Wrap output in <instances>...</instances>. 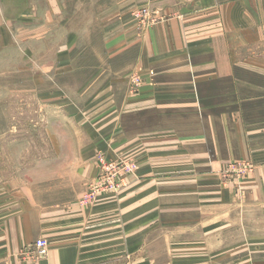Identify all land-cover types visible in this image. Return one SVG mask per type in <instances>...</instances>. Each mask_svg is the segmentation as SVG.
I'll return each mask as SVG.
<instances>
[{"label":"crops","instance_id":"1","mask_svg":"<svg viewBox=\"0 0 264 264\" xmlns=\"http://www.w3.org/2000/svg\"><path fill=\"white\" fill-rule=\"evenodd\" d=\"M37 1L49 7L51 27L74 26L72 3ZM141 5L160 20L142 33L139 49L136 35L120 28ZM34 11L27 18L35 20ZM13 15L0 0V50ZM95 19L119 32L97 38L103 74L80 91L91 96L77 106L66 99L74 124L89 132L72 134L88 141L77 147L79 173L95 175L96 151L134 155L140 169L117 197L92 207L79 206L82 192L48 204L22 187L25 206L0 216V264H264V0H113ZM74 43L66 30L54 70H70L62 61ZM122 53L130 59L117 66ZM136 68L145 83L126 96L124 81ZM96 100L99 113L79 111ZM231 161L252 164L241 197L234 183L219 182ZM39 238L49 242L48 255L22 259L21 248Z\"/></svg>","mask_w":264,"mask_h":264},{"label":"rangeland","instance_id":"2","mask_svg":"<svg viewBox=\"0 0 264 264\" xmlns=\"http://www.w3.org/2000/svg\"><path fill=\"white\" fill-rule=\"evenodd\" d=\"M65 1L72 3L68 14L74 17V26L68 29L51 27L49 7L41 6L37 0H4L5 7L17 15L11 16L15 18L3 28L9 42L0 50V216L11 208L22 209L24 203L19 195L22 187L31 200L48 204L71 201L82 192L79 206L92 207L104 197H117L127 179L140 169V162L134 155L111 158L105 152L96 151L91 159L96 166L95 175L84 179L79 173L81 157H78L77 147L88 141H76L72 134L88 130H85L86 125L74 124L78 120L71 111L76 110L65 107L66 99H73L77 106L91 96L87 90L80 91L91 81L99 84L103 74L97 60L100 56L97 38L106 31L110 36L119 31L98 28L95 19L99 10L113 0ZM33 9L37 15L35 20L27 18ZM23 11H27L26 16ZM154 12L145 5L135 7L129 13L128 22L120 28L136 35L139 49L142 33L160 20ZM19 20L24 22L21 26L17 25ZM39 20L41 38L38 39L34 32L39 33ZM85 22L91 26H86ZM23 26L25 36H20L18 41ZM66 30L72 31L75 38L73 48L68 51L70 59L62 61L70 70L56 71L51 65L53 50L60 47L58 44ZM129 59V53H122L116 64L121 66ZM143 73L141 68H136L128 74L124 81L126 96L138 94L145 83ZM153 74H150L152 82ZM109 98L113 100V94ZM98 103L96 100L90 109L79 108V111L97 114L102 110ZM252 143L257 147L255 141ZM252 170V164L247 161L228 162L218 172L219 182L234 183L236 196L241 197L240 183Z\"/></svg>","mask_w":264,"mask_h":264},{"label":"built area","instance_id":"3","mask_svg":"<svg viewBox=\"0 0 264 264\" xmlns=\"http://www.w3.org/2000/svg\"><path fill=\"white\" fill-rule=\"evenodd\" d=\"M49 252V242L39 238L20 250V257L26 261H36L45 258Z\"/></svg>","mask_w":264,"mask_h":264}]
</instances>
